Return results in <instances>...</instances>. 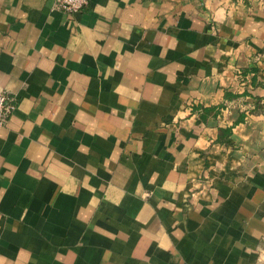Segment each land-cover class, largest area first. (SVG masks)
Wrapping results in <instances>:
<instances>
[{
	"label": "crops",
	"instance_id": "0c3cea01",
	"mask_svg": "<svg viewBox=\"0 0 264 264\" xmlns=\"http://www.w3.org/2000/svg\"><path fill=\"white\" fill-rule=\"evenodd\" d=\"M0 264H264V0H0Z\"/></svg>",
	"mask_w": 264,
	"mask_h": 264
},
{
	"label": "built area",
	"instance_id": "2783aa9c",
	"mask_svg": "<svg viewBox=\"0 0 264 264\" xmlns=\"http://www.w3.org/2000/svg\"><path fill=\"white\" fill-rule=\"evenodd\" d=\"M58 9L73 14L81 11L89 0H53ZM15 107L14 99L7 91L0 88V126L4 125Z\"/></svg>",
	"mask_w": 264,
	"mask_h": 264
}]
</instances>
